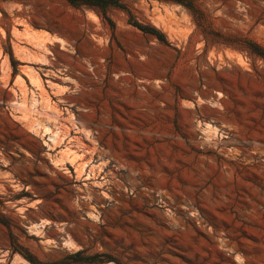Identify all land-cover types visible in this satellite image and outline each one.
<instances>
[{
	"label": "rangeland",
	"instance_id": "1",
	"mask_svg": "<svg viewBox=\"0 0 264 264\" xmlns=\"http://www.w3.org/2000/svg\"><path fill=\"white\" fill-rule=\"evenodd\" d=\"M0 264H264V0H0Z\"/></svg>",
	"mask_w": 264,
	"mask_h": 264
},
{
	"label": "bare ground",
	"instance_id": "2",
	"mask_svg": "<svg viewBox=\"0 0 264 264\" xmlns=\"http://www.w3.org/2000/svg\"><path fill=\"white\" fill-rule=\"evenodd\" d=\"M35 83H36V82H35ZM47 128H48V127H47ZM47 130H49V131H50V129H47ZM55 134H56V133H55ZM55 134H54V135H55ZM56 135H57V134H56ZM53 137H54V136H53ZM56 138H57V137H56ZM53 139H54V138H53ZM56 140H57V139H56ZM53 141H55V140H53Z\"/></svg>",
	"mask_w": 264,
	"mask_h": 264
}]
</instances>
